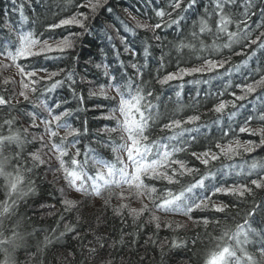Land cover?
<instances>
[{"label":"trees","instance_id":"trees-1","mask_svg":"<svg viewBox=\"0 0 264 264\" xmlns=\"http://www.w3.org/2000/svg\"><path fill=\"white\" fill-rule=\"evenodd\" d=\"M178 2L179 7L177 0H100L93 11L96 0H0V96L7 101L0 105V135L18 133L22 141L19 146L6 143L0 159L7 157L5 170L15 174L19 168L24 178L20 191L8 197L0 177V202L16 201L0 217L4 237L17 233L15 244L0 245L8 249L10 264H205L218 238L245 222L259 234L251 236L255 243L247 246L256 254L259 237L264 236V137L253 131L264 129V84H256L264 77V0H251L247 11L254 14L247 17L248 29L243 24L237 27L246 18V0L225 7L232 20L228 31L240 34L230 47H224L229 44L227 32H217L215 0ZM159 11L165 14L158 16ZM73 18L83 27L61 24ZM202 19L211 32L200 33ZM29 32L39 41L33 47L37 54L12 61L7 52H14L19 37ZM65 39L72 46L61 51ZM45 42L50 49L41 51ZM205 59L226 62L209 71ZM17 64L24 68L23 74ZM201 67L205 70L182 73ZM28 72L34 75L29 77ZM169 74L176 78L164 82ZM129 82L133 94L137 87L145 95L151 93L147 102L155 107L149 139L182 148L173 159L193 169L178 173L177 182L171 184L150 178L145 184L162 196L169 190L178 194L203 179L202 186L186 193L185 203L202 200L206 206L187 215L166 212L155 206L159 200L153 203L147 195H130L134 190L126 184H113L100 196L85 195L65 178L61 159L71 170L72 158L81 165L87 158L84 168L93 177L97 171L93 157L115 162L120 155L128 162L126 152L112 151L126 134L111 129L123 119L115 86L120 85L127 98ZM249 84L255 91H246ZM221 103L225 107L216 111ZM190 116L199 120L182 123L179 129L163 128ZM52 131L57 135L51 136ZM170 136L176 139L167 140ZM249 142L252 151L246 152L243 147ZM237 143L241 147L236 153H228V146L236 148ZM54 145L67 155L61 157ZM206 152L208 157L202 155ZM33 153L43 163L34 161ZM211 155L218 158L212 160ZM205 158L207 165L201 162ZM254 179L262 186L253 185ZM240 185L251 191L243 197L216 191ZM73 190L77 194H71ZM64 200L75 206H65ZM145 205L142 213L132 215L131 209Z\"/></svg>","mask_w":264,"mask_h":264},{"label":"snow or ice","instance_id":"snow-or-ice-1","mask_svg":"<svg viewBox=\"0 0 264 264\" xmlns=\"http://www.w3.org/2000/svg\"><path fill=\"white\" fill-rule=\"evenodd\" d=\"M236 3V0H215V12L219 17L217 22V32H227L229 44L224 45V47H230L231 43L234 40L240 38V34L237 32L228 31V25L232 23L231 18L225 13V7L228 5H233ZM100 4V0H96V3L92 5L93 11ZM251 4V0H246L245 4V20L240 21L237 27H240V24H243L245 29H248L247 17L254 13H249L247 11L248 6ZM179 2L177 0L176 7H179ZM165 13L163 11L157 12L158 16H163ZM176 21H173L175 23ZM76 23L80 24L83 27L81 20L73 18L72 20H62L61 24ZM57 25H53L56 27ZM139 27H145V25H138ZM156 28H159L160 25H155ZM260 27V25H258ZM200 33L211 32V29L208 26V23L205 20L200 21ZM193 35H196L195 33ZM264 36V33H261ZM244 39H248L247 33L244 35ZM260 37H257L259 40ZM256 43V41H251ZM39 43L38 40L33 38L32 33H25L19 37V46L15 48V51H8L7 56L11 58L12 61H17L21 57H30L36 55L37 53L33 52V47ZM72 46L71 42L65 39L62 42V47L60 50L63 51L64 48H70ZM183 46V45H182ZM203 47V42H201ZM192 47V45H188ZM213 48H217L215 43L212 45ZM50 46L47 45V42L41 47V51L49 50ZM3 54V53H0ZM226 61H215L211 59H205L204 64L207 66V70L211 71L216 67H222ZM19 71L23 74L24 68L17 64ZM135 67V65H133ZM204 68H192V69H183V74H189L192 72H201L204 71ZM29 77L33 76V72H28ZM176 78L174 74H169L165 77V81ZM257 85L264 84V77L259 81H256ZM27 87V85H25ZM116 90L120 93V107L119 111L123 117L122 120L118 121L117 128L111 129L112 132L121 131L126 134V139L122 135L120 137L122 143L118 146L113 147L112 151L114 153L126 152L127 153V163L124 159L117 155L115 162H110L105 159H98L93 157L92 163L97 166V171L95 177L89 176L85 171L84 165L88 164L87 158L81 165L80 161L76 158H72L71 165L73 166L71 170L65 167L64 161L61 159L60 165L61 168L65 171V178L69 180L70 184L75 187L76 191L84 193L85 195H96L100 196L104 189L110 187L113 184L123 185L126 184L129 186V189L134 190L130 191V195H135L137 198L147 195L150 200L155 203L156 200H159V203H156L155 206L158 209L163 211H183L185 215L190 213L193 208H200L204 205V202H192L191 204L185 203L187 200L186 193H190L193 187L202 186L203 179L197 182V185L190 186L187 189L182 190L178 194H173L170 190L167 191L162 196H156L157 189L155 187H149L145 184V178L150 179H163L167 180L168 183L177 182L175 180L176 175L179 173L183 175L185 172H192L193 169H189L186 165L180 160H174L173 156L176 152L182 151V148H177L169 143H165L162 140H150L147 132L149 131L150 122L154 121L153 109L154 105L150 102H147V96H151V93H145L139 87L136 88L135 94L132 92V84L129 82L125 87L127 89V98H125V93L121 91V86L116 85ZM247 92L255 91L254 85L246 86ZM21 96H27L24 92L20 93ZM179 95V93H177ZM241 96L239 99H243ZM7 101L3 96H0V105L6 104ZM225 107L224 103H221L216 111H220ZM34 117V114H33ZM54 120H59V116H54ZM251 119V117H249ZM264 119V116L261 117ZM199 120V116H190L187 118V121H181L179 119L172 120L169 123L163 125L164 129H179L182 123L192 122ZM5 123L11 125L12 121H5ZM46 125H50L51 121H44ZM34 124V118H33ZM245 128H241L240 131H245ZM27 131V130H25ZM254 132H259L262 137H264V129L253 130ZM55 131L51 132V136H56ZM178 135V134H177ZM35 139V137H34ZM42 139V137L40 138ZM176 136L167 137V140H175ZM15 143L19 146L22 141L18 133L10 134L7 136L0 135V156L3 155L5 145ZM261 143L264 144V139L261 140ZM57 151L60 152L61 157L67 155V152L62 149L59 145H54ZM241 145L237 143L236 148H233L231 145L228 146L227 152L235 154L236 149L240 148ZM244 151H252L251 142L248 146L243 147ZM79 154V150H77ZM19 153H17V156ZM193 156H196L197 159H200V156H197L195 152L192 153ZM204 157H208L209 153H203ZM218 157L216 155H211V159L215 160ZM7 157L0 159V177H3L5 180V187L7 189V196L11 197L12 194L20 191L19 185L23 182V176L20 174L19 168H17L15 174L7 172L5 170ZM32 159L34 161H40L38 153L32 154ZM203 164L207 165L209 160L207 158L201 161ZM129 164L132 166V171H129ZM173 165H178L179 168L173 167ZM257 165L253 164L252 168H256ZM169 170H171V175H169ZM264 179V178H262ZM89 181L91 182L89 184ZM79 182V183H78ZM251 183L256 187H261V183L258 180H252ZM31 191V189H29ZM217 192L225 191L231 194H236L241 197L244 196L246 191H251L246 185H240L234 188H217ZM26 193H21L25 195ZM123 195V193H121ZM64 205L67 207L75 206V202L72 200H64ZM16 205V201L12 200L11 203L8 200L0 202V217L8 214L13 206ZM121 207H126L121 205ZM147 205L143 208L136 210L131 209V213L134 216L142 213ZM223 207H217V211H223ZM153 219L158 220V217H153ZM207 223V221H205ZM247 222L244 225H238L235 232L229 234L225 231L221 237L218 238V243L216 247L208 253V256L205 260V264H264V236L259 237V247L256 249V254L250 253L247 250L249 244L255 243L250 237L255 235L259 236L254 229L246 227ZM159 227V223H157ZM17 238V233L13 232L11 237H4L3 232H0V245L15 244ZM225 238L227 242L225 243ZM0 251L4 253V260L0 261V264H10V258L7 248H0Z\"/></svg>","mask_w":264,"mask_h":264},{"label":"rangeland","instance_id":"rangeland-1","mask_svg":"<svg viewBox=\"0 0 264 264\" xmlns=\"http://www.w3.org/2000/svg\"><path fill=\"white\" fill-rule=\"evenodd\" d=\"M79 183V182H78ZM75 189V188H74ZM71 194H77L74 190L73 191H71Z\"/></svg>","mask_w":264,"mask_h":264}]
</instances>
